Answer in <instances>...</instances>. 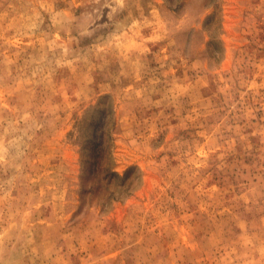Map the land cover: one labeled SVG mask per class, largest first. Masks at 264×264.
<instances>
[{
  "label": "rangeland",
  "instance_id": "obj_1",
  "mask_svg": "<svg viewBox=\"0 0 264 264\" xmlns=\"http://www.w3.org/2000/svg\"><path fill=\"white\" fill-rule=\"evenodd\" d=\"M0 264H264V0H0Z\"/></svg>",
  "mask_w": 264,
  "mask_h": 264
},
{
  "label": "trees",
  "instance_id": "obj_2",
  "mask_svg": "<svg viewBox=\"0 0 264 264\" xmlns=\"http://www.w3.org/2000/svg\"><path fill=\"white\" fill-rule=\"evenodd\" d=\"M107 138L110 139V137L106 135V131L101 132L99 142L93 141L91 138H86L88 143L92 141L99 149L98 151H94V158L90 156L91 151H84L87 159L86 162L91 159L94 165L88 177L96 190L94 198L102 205L106 199H116L118 195H128L133 190L132 183L127 184V173L120 176L110 168V161L109 159L107 160L109 155V151H107L106 147ZM101 201L103 203H101Z\"/></svg>",
  "mask_w": 264,
  "mask_h": 264
}]
</instances>
